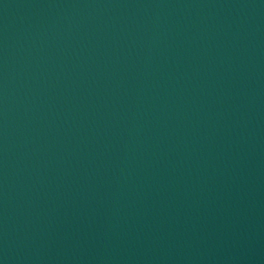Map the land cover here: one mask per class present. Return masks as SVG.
<instances>
[{"label": "water", "instance_id": "obj_1", "mask_svg": "<svg viewBox=\"0 0 264 264\" xmlns=\"http://www.w3.org/2000/svg\"><path fill=\"white\" fill-rule=\"evenodd\" d=\"M0 264H264V0H0Z\"/></svg>", "mask_w": 264, "mask_h": 264}]
</instances>
